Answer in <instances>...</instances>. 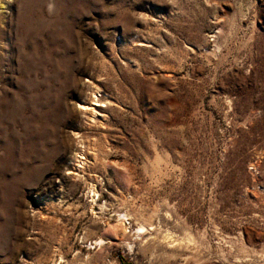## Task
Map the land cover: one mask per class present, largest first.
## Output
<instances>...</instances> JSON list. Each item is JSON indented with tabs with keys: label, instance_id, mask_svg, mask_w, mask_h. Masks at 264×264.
<instances>
[{
	"label": "rangeland",
	"instance_id": "rangeland-1",
	"mask_svg": "<svg viewBox=\"0 0 264 264\" xmlns=\"http://www.w3.org/2000/svg\"><path fill=\"white\" fill-rule=\"evenodd\" d=\"M0 264H264V0H0Z\"/></svg>",
	"mask_w": 264,
	"mask_h": 264
},
{
	"label": "bare ground",
	"instance_id": "bare-ground-1",
	"mask_svg": "<svg viewBox=\"0 0 264 264\" xmlns=\"http://www.w3.org/2000/svg\"><path fill=\"white\" fill-rule=\"evenodd\" d=\"M142 230V229H141Z\"/></svg>",
	"mask_w": 264,
	"mask_h": 264
}]
</instances>
